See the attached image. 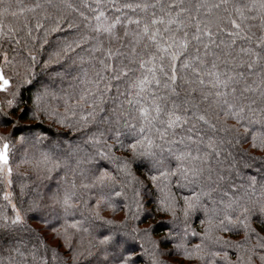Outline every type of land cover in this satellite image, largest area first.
I'll return each instance as SVG.
<instances>
[{
	"label": "snow or ice",
	"instance_id": "6c2138e0",
	"mask_svg": "<svg viewBox=\"0 0 264 264\" xmlns=\"http://www.w3.org/2000/svg\"><path fill=\"white\" fill-rule=\"evenodd\" d=\"M61 32L73 34L52 45L49 37ZM4 40L22 45L24 55L0 53V93L11 97L0 104V128L11 126L0 133V184L11 189L25 165L37 198L22 209L11 190L2 193L0 230L13 235L0 245L7 252L0 264H81L100 253L97 264H136V246L151 264H166L153 224L139 227L146 209L134 162L147 163L156 211L169 214L174 227L183 224L182 233H169L179 240L177 255L198 264H264V235L252 227L257 215L264 226V167L259 178L242 177L230 150L264 164V155L242 148L264 152V0H0ZM46 46L52 50L43 58ZM25 86L35 90L30 107L20 108ZM18 108L21 118L51 120L79 140L21 126L12 119ZM97 158L111 169L95 165ZM54 175L57 187L44 203L40 186ZM173 180L190 194L178 200ZM28 188L20 184L22 197ZM49 207L58 210L51 219ZM104 208L123 211V219H105ZM27 213H40L66 256L40 234L30 247L15 237L33 232ZM198 213L201 231L190 223ZM240 231L238 241L222 235Z\"/></svg>",
	"mask_w": 264,
	"mask_h": 264
},
{
	"label": "trees",
	"instance_id": "16d2710c",
	"mask_svg": "<svg viewBox=\"0 0 264 264\" xmlns=\"http://www.w3.org/2000/svg\"><path fill=\"white\" fill-rule=\"evenodd\" d=\"M15 0H13V3ZM32 0H22V3L28 4L31 3ZM77 3H79V0H76ZM35 34V33H34ZM73 33L72 32H61L57 34H53L52 36L49 37L50 42L52 45H55L57 37H64L65 35L71 36ZM42 36L43 34L40 33ZM23 43V42H22ZM37 50L39 51V45L37 44ZM51 47L46 46L45 51L41 52L40 55L43 58H47V54L49 51H51ZM6 51L8 53L9 58L11 59L13 56H17L19 59L20 55H24L23 53V48L21 46H17L14 44V42H9L7 40L0 41V53ZM0 59H2V55H0ZM6 73L9 76L13 77V85L17 82V77L13 76L11 69H6ZM42 79L45 80V82H48L47 77H41ZM59 83V81H57ZM12 91L15 90L13 87L11 89ZM35 90V86H25L22 92V96L20 99L24 101L20 105V108H24L26 105L30 107L31 101H30V96L31 93ZM11 98L7 93H0V104H2L6 99ZM20 108L17 109L16 113L13 114L14 119L19 118L20 119V124L21 126H27L31 127L33 131H44L49 137H51L53 140L59 139L61 141L63 140H71V141H78L79 140V134L72 132L71 130L67 128H63L60 125L56 124L55 122L48 120V119H43L40 122H35V121H30L28 118L27 113L23 115V117H20ZM62 110V109H61ZM228 124H233L234 121L229 120L227 122ZM9 130L11 126L9 125ZM7 128H0V133L6 134L8 131H6ZM241 133L243 132V129H240ZM109 143H112L111 140H109ZM242 148L248 149V151L251 153V155L254 156H262L264 155V152H261L260 150H252L249 148V145L247 143L242 145ZM233 151L234 155L236 156L237 160V167L240 170L242 177H246L248 175H257L259 178V173L257 169H261L264 167V164H262L261 161H252L245 157L244 159H241L239 156L238 152L239 149H230ZM116 155L118 156H124L129 159H131V153L130 152H122L120 150L116 151ZM18 159V156H17ZM247 162L251 164L250 168H245L244 163ZM95 165H99L100 167H106L111 169V165L105 161L101 160L99 158L96 159ZM13 167L15 169V163L13 164ZM114 171V170H113ZM133 174L142 182L139 185L140 188V200L144 204L146 213L144 214L145 218L143 223L139 224V227L141 228H146L148 227L149 224H153L154 226V232L152 233V239L156 241V244L159 248V251L163 253V255L160 256L162 260L166 262V264H183L186 260L181 255L176 254V250L174 248V244L178 243L179 240L173 236H170L169 233L174 232V233H182L183 230V224L178 223L175 227L173 226L172 223H169L172 220V217L167 214V213H161L156 211V198L158 196V193L156 189L152 186L151 181L148 179V166L147 163H133L132 167ZM27 177H31V180L26 179ZM32 180H35L34 175L30 172V170L27 168L25 165H21L18 171L14 172L13 176V187L11 189H7L3 184H0V204H3L4 201L2 200V193L6 190H11L13 192V197L15 203H17L18 207H21L22 209H27L29 207V204L32 199L37 198L35 196V193L31 191L33 187H35L34 184L31 183ZM239 183L240 181L237 180ZM22 183H28L29 188L26 190V196H21L20 194V184ZM58 183V177L54 175V178L50 181H44L43 184L40 186V193L45 197L44 203H48L47 201V196L51 194L52 191H54L57 187ZM173 192L176 194L177 199L183 195H188L190 194L187 192L185 189H180L176 187L175 185V180H173ZM95 201L93 200L92 203ZM182 203V201H180ZM119 203L122 205L123 204V199L120 198ZM10 211V210H9ZM58 211L57 209L54 208H47L45 209V212L48 213L49 219H51V216L55 214V212ZM40 215V213H27L28 221H27V227L33 229V232H27L23 230H17L14 235L16 238H22L25 241L28 242L29 247L33 244L36 243L37 241L34 239L35 234H40L45 237L46 242L52 246L56 247L57 245H60L58 248V251L62 255H67V250L63 248L62 244L60 241L54 239L49 232H45L43 230V225L40 224L39 220L37 217ZM101 215L105 219H111L114 222H119L123 219L124 213L123 211H116L112 212L111 209L104 208L101 211ZM79 218V216H77ZM203 216L202 214H197L196 216H193L192 220L190 221L191 225L193 228H195L197 231L202 230V226L200 225V219H202ZM163 221V223L157 224L156 222ZM99 223V222H97ZM42 228V229H39ZM109 226H104L101 228H98L96 230V234L99 233H106L107 229ZM252 227L255 228L257 232H259L261 235H264V226H262L259 223V217L254 216L253 218V224ZM13 235V233L10 232H5L4 230H0V245H3L4 247H7L9 245V237ZM222 235L225 236L226 239H230L233 241H238L243 238V232L240 231L239 233H223ZM51 240H55V244L51 243ZM190 243H198V238L194 237H189ZM129 243H133L132 241H129ZM252 244H255V240L253 239L251 241ZM95 251V250H94ZM136 251V256L138 259H136V264H151V259L150 257L144 255L142 249H140L138 246L135 248ZM229 255L230 258L235 261L236 260V254L235 251L232 249H229ZM171 253V255H169ZM7 255V252L0 250V256ZM103 259V254L100 253L99 255H96L94 257H89L87 260H82L81 264H88V261H91V264H97V261H102ZM186 264H198V262L194 261H186ZM253 264H261L260 260L258 258H255L253 261Z\"/></svg>",
	"mask_w": 264,
	"mask_h": 264
},
{
	"label": "rangeland",
	"instance_id": "374dc122",
	"mask_svg": "<svg viewBox=\"0 0 264 264\" xmlns=\"http://www.w3.org/2000/svg\"><path fill=\"white\" fill-rule=\"evenodd\" d=\"M12 119H14V117H13V116H12ZM8 130H9V128H7V129H6V131H8ZM39 229H42V228H40V227H39ZM51 243L55 244V240H51ZM186 263H187L186 261H185V262H183V264H186Z\"/></svg>",
	"mask_w": 264,
	"mask_h": 264
}]
</instances>
